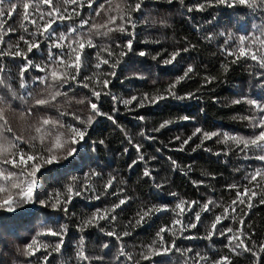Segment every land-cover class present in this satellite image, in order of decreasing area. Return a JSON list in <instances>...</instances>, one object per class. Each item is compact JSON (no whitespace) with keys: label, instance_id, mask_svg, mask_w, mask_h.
Returning a JSON list of instances; mask_svg holds the SVG:
<instances>
[{"label":"trees","instance_id":"trees-1","mask_svg":"<svg viewBox=\"0 0 264 264\" xmlns=\"http://www.w3.org/2000/svg\"><path fill=\"white\" fill-rule=\"evenodd\" d=\"M12 2L18 3L17 12L12 14L11 19L5 18L0 27V34L3 35L0 51L9 46L13 50L17 46L26 50L24 40L31 41L30 33L36 30L30 20L35 18L39 21L34 7L28 9L29 20H23L24 0ZM28 2L36 4V0ZM56 2L53 0L54 4ZM203 2L205 0H185L184 5H181L178 2L169 4L167 0H145L141 11L132 13L137 22L133 51L122 58L115 79L109 76L111 69L108 65H101L99 69L95 67L96 53L99 50L107 58V51H104L107 49L113 53V59H119L121 49L117 48V44L122 48L129 37L119 31L96 35L93 30L91 38L96 47H85L77 81L89 77V87L95 86L101 90L98 82L110 79L108 91L111 95H104L102 91L100 107L103 112L114 115L115 122L105 116L95 117L85 137L89 144L94 142V148L81 151L74 158L61 159L58 164L47 165L41 159L47 158L45 146L55 140L58 130H48L45 126L47 134L42 144L40 134L35 133L33 126L43 117L58 119L64 125V129L59 130L64 133L61 135L63 140L69 124L80 126L78 121L72 119L73 113L82 121L91 115L88 99L92 97L89 90L79 85L74 87L70 82L58 89L62 94L50 105L37 107L35 99L48 95L43 85L32 84V79L39 73L30 68L24 75L30 87L21 88L19 72L24 61L19 57L2 58L0 97H3V103H0V108L3 109L4 120L13 131L3 133L12 145L5 144L7 151L0 155V161L5 158L19 160L18 155L14 156L19 152L26 156L33 155L36 159L16 168L11 164H0L5 175L8 171L17 173L11 180L0 179V186L8 189V192L0 193V200L6 199L10 193L13 196V207L16 208L13 212L0 208V264H39V258L45 255L48 256V264H137V261L139 264H211L222 256H228L231 264H256L252 253L245 252L243 248L232 252L225 247V238L213 236L208 239L207 236L215 216L227 208L230 218L223 220V226H230L235 231L241 227L240 220L243 219V231L255 242L253 246L246 241L249 247L258 252L264 245V203L260 202L264 197V180L258 177L257 181L250 184L245 179L254 170L264 168V163L251 158L256 154L255 150L248 152L250 158L246 160L243 158L244 153L235 148L231 140L224 142L225 133L247 138L258 132V129L252 127V117L257 116L258 111L246 101L257 99L264 102V76H257L264 69H260L256 61L248 58L233 62L235 57L225 55L223 45L228 33H232L236 37H259L253 42L252 51L259 53L264 49V35H261L264 31V10L253 11L242 5L230 8L213 3L203 11H187V7ZM133 3L134 0H96L93 8L97 4H103L104 7L99 10L98 16L92 14L88 18L90 23L94 21L96 24H105L109 14H117V7L126 9ZM61 7H67L71 12L74 6ZM110 8L113 10L111 13L108 11ZM46 11L47 6L40 5L39 12ZM89 12L84 7L80 16L64 21L63 27L54 25L57 35L67 32L68 25L78 24ZM128 30L132 31L131 28ZM99 31L104 32L106 28ZM222 32L225 35H219ZM36 39L39 40V37ZM236 43L233 40L228 47L233 48ZM185 48L188 49L186 52ZM140 51H145L146 55L140 56ZM176 51L181 53L180 56L173 64L165 66L163 60ZM53 52L59 54V49H53ZM47 56V42H42L40 49H34L28 54L34 64L42 65L47 63ZM188 67L193 69L189 77L175 83ZM206 78L212 79V83H206ZM169 90L175 91L177 95L195 93L196 98L176 100L169 96L156 104L145 102L144 107L138 106V101L145 95L149 98L169 95ZM29 92L31 95L27 94ZM112 96L117 97L115 107L118 111L115 114L112 113ZM132 96L137 97L132 104L125 106L121 103L123 99H131ZM237 99L244 102L234 103ZM81 100L84 103H80ZM29 109L32 110L31 114ZM185 116L190 119L184 120ZM162 124L165 126L161 127ZM197 127L220 135L204 141L203 147H197L200 144L198 136L182 145V141L191 136ZM14 135L21 136L22 142L17 143ZM33 136H37V139L33 140ZM100 141L104 143L100 144ZM137 145L139 152L135 147ZM181 147L183 151L178 150ZM225 151L229 154L223 155ZM217 152L222 154L215 155ZM56 154L62 156L63 152L58 151ZM140 156L144 159L140 160ZM133 161L137 162L133 165ZM33 163L41 166L35 176V193L40 200H46L49 196L55 198L57 194L64 200L68 187H72L73 199L67 206V213L51 208L43 210L39 204L18 203V189L11 185L21 183L23 186V183L31 179L26 174L21 175V168L27 172ZM145 169L151 172L150 177L144 175ZM109 181L112 186L105 192L104 187ZM229 185H236L237 188H229ZM85 186H90L94 192L75 196V192ZM245 186L258 193L252 198L253 206L250 209L247 207V197H244V204L237 202L235 206L232 205L237 190L242 192ZM114 192L117 195H113ZM93 195H99L100 199L89 200L88 197ZM120 198H127L128 203L111 213L116 216L111 224L100 221V227H79L83 221L92 217L96 209L111 210ZM209 200L213 203L209 204L208 212H201V220L196 228L181 235L177 225L173 228L176 235L172 232L163 234L166 242L163 247L175 240V247L163 252L156 234L161 227H172L178 218L176 203L184 201L187 208L189 202L199 201L204 204ZM163 205H167L168 210L156 211ZM149 209L153 210L151 217H146L142 225L137 224V214ZM197 210L195 206L192 209L193 212ZM191 217L192 212H187L183 218L184 223H189ZM62 226H66L64 244L61 251L56 252L54 249L59 238L47 233L49 229L63 231ZM220 227L217 226L218 229ZM113 229L117 234L129 232L130 235L116 241L106 235ZM185 236L196 238L185 239ZM32 239L40 242V251L34 257L21 255ZM105 244L108 247H104ZM44 245H47L46 250ZM120 245L132 255L131 261L119 256ZM81 248L90 257L89 261L79 259ZM152 249L161 250V254L156 255ZM196 253L200 254L199 257ZM144 254L150 255L151 260H144ZM259 261L264 264V252L259 253Z\"/></svg>","mask_w":264,"mask_h":264},{"label":"snow or ice","instance_id":"snow-or-ice-1","mask_svg":"<svg viewBox=\"0 0 264 264\" xmlns=\"http://www.w3.org/2000/svg\"><path fill=\"white\" fill-rule=\"evenodd\" d=\"M145 0H134L132 5H129L126 9H122L117 7L115 9L116 15L109 14L107 16V21L105 24H96L94 21L90 23L88 16L95 14L99 15V10L102 9L104 6L103 4H97L96 8H93V4L96 3V0H57L54 4L53 0H36V4L32 5L28 0H24L23 2V20H29V12L28 9L34 7V9L38 12L39 21L33 18L30 20V23L35 26V31L30 33L32 40H24V43L27 45L26 50L20 49L18 46L13 50L11 46L5 48L3 51H0V65H2V58L4 56H10L12 58H21L24 63L20 66L19 78H20V87L21 88H29L30 85L24 78L26 72L29 71L31 68L33 71L39 73L36 77L32 79V84H40L45 87V91L48 92V95L44 96L43 98H36L35 99V106L42 107L50 105L52 101L56 100L57 96H60L62 93L58 90L63 88L65 85H68L70 82L73 86H81L84 89H88L91 94V99H88V107L91 115L87 117L86 121L80 120V117L75 113L72 114V119L78 121L80 126H76L74 124H69L67 128V134L65 138L62 140L61 135H64L63 132L59 131L64 129V125L60 120H54L51 117H43L39 119L34 125V131L39 135V139L41 143H44L45 135L47 134V130H45V126L47 129L50 130L51 128H56L57 135L55 140L47 144L46 151L48 153L47 158L41 157L47 165L58 164L61 159L68 160L69 157H75L81 151H85L90 147L94 148V142L89 144L85 141V137L88 134V130L91 125L94 123L95 117L97 116H105L109 120L114 121V115H110L105 113L101 110L100 107V98L102 95V91L104 95H111L110 91H108L110 86V79H103L102 82L99 83V87L101 90H97L95 86L92 88L89 87V83L87 82L90 78L85 77L84 80L77 81V77L79 76L80 67H81V57L83 55L85 47L94 48L96 45L93 44L92 41V33L95 30L96 35H107L108 32L111 31H119L122 34H125L129 37V39L124 43L123 47L117 44V48L121 50L118 53L119 59H113V53L107 49V58H104L101 55V52L98 50L96 53L97 63L95 67L99 69L101 65H108L111 69L109 76L112 79L116 78V69L122 61V58L127 56L129 52L133 51V41L135 39V28H136V21L133 19L132 13L140 12L142 9V5L144 4ZM169 4L174 2H178L181 5H184L185 0H167ZM213 3H219L223 5H227L228 7H236L238 5L247 6L248 8L255 11L256 9L264 10V0H205L203 3H198L196 6L187 7L188 12H192L193 10L203 11L206 6H212ZM40 5L47 6L46 12H39ZM61 5H73L74 7L71 8V12L68 11L67 7H61ZM18 3L12 2V0H0V27L3 26L5 22V18L11 19L12 14L17 12ZM84 7H87L90 12L85 16V18L81 19L78 24H70L68 25L67 32H61L59 35L56 33V28L54 25L58 27L64 26V21L71 20L73 16H80L81 11ZM110 13L113 11L111 8L108 10ZM119 20V23H117ZM111 25V27H109ZM87 26V30L85 29ZM106 28V31L101 32L99 29ZM128 28H131L132 31H129ZM11 31V29H9ZM219 35L223 36L225 33H220ZM261 35H264V31L261 32ZM39 37V40L36 38ZM211 37H209L210 39ZM23 40L24 37H21ZM259 39V37H250L246 35H240L238 37L234 36L232 33H228L227 39L224 40V50L225 55L235 57V61L240 60L241 58H248L252 61H256L257 65L260 69H264V49L260 50L259 53L252 51V44L255 40ZM237 41L233 48H229L228 45L231 41ZM67 41V43H65ZM47 42L48 47V56H47V63L45 64H34L31 59L28 58V54L32 53L34 49H40L41 43ZM147 43V41H144ZM0 43H3V35L0 34ZM264 44V42H262ZM74 45L76 47H74ZM65 48H67V56H65ZM53 49H59V54L53 52ZM188 49L185 48L184 51L186 52ZM74 54V56H73ZM140 56H145V51H140L138 53ZM180 52L176 51L174 53H170L169 57L163 60V64L165 66L173 64L176 61L177 57L180 56ZM156 59V57H153ZM112 60V63L109 61ZM0 71H3L2 67H0ZM193 69L191 67L187 68V71L175 81V83H180L183 79L189 77V73H192ZM257 76H264V72L257 73ZM2 83V81H0ZM206 83H212V79L206 78ZM175 87V84L172 85ZM31 95V93H27ZM15 93H13V96ZM169 96L176 100H185V99H193L196 98L195 93H188L186 95H177L175 91L169 90V95H159L156 97L149 98L147 95L143 97V99L138 101L139 107H144L145 102L150 104L159 103V101L168 99ZM114 106L112 109V113L115 114L118 109L115 107V102L117 100L116 96L111 97ZM137 97L132 96L131 99H123L121 103L125 106L132 104L133 101H136ZM95 101V102H93ZM244 101L237 99L234 101L236 104H240ZM0 103H3V97H0ZM80 103H84V100H81ZM247 104L252 106L254 110L258 111V115L252 117L253 123L252 127L254 129H258V132H255L251 137H242L237 135H229L225 133V140L224 142L227 143L228 140H231L235 148L239 149L241 153H244V159H249L248 152L250 150H255L256 154L251 157L258 161L264 163V102L258 101L257 99H248L246 101ZM31 109L28 110L29 114H31ZM61 115H64L61 113ZM142 119V117H141ZM184 120L190 119L189 117L185 116ZM0 155L7 151L5 144L9 146L12 145L11 141H8L7 138L4 136V132L12 133V128L8 125L7 121L4 120L3 116V109L0 108ZM165 125L162 124L161 127ZM220 135L218 132H208L204 131L200 127H197L195 131L192 133L191 136L187 137L182 141V145H186L193 139V137L200 138V144L197 147H203L204 141L212 139L215 136ZM151 138V137H149ZM33 140L37 139V136L32 137ZM176 139H180L177 137ZM14 140L19 143L22 142V137L18 135H14ZM103 144V141L99 142ZM67 145V147H66ZM137 151L139 152V145L135 146ZM179 151H183V147L178 149ZM206 151H211V149H205ZM58 151H62L63 155L58 156L56 153ZM127 151V149H125ZM195 151V149H193ZM222 153L217 152L215 155H221ZM229 153L225 151L223 155H228ZM19 156V160L13 159H3L0 161V164L6 165L11 164L13 168L20 167L21 165H27L28 161H34L36 158L33 155H25L23 152H19L18 154H14ZM140 160H143L144 157L140 156ZM170 159V158H169ZM137 161H133V165ZM175 164V161H172ZM132 165H130L131 167ZM40 164L33 163L30 167V170L27 172L24 168H21V175H27L31 177L26 183H12L11 187L18 189L17 197L19 198L18 203H32V204H39L41 209L47 210L48 208L54 209L56 211H63L65 213L68 212V205L72 203L73 199V189L71 186L67 189V196L66 199L61 200L59 198V194L55 198L49 196L46 200H40L39 197L35 193L36 188V180L35 176L38 172H40ZM17 175L14 171H8L7 175H5L4 169L0 168V179L3 180H11L13 177ZM144 175L150 177L151 172L147 169L144 171ZM264 180V168H258L250 173L248 176L245 177L251 184L252 182L257 181V178ZM114 179V178H113ZM195 183V182H193ZM111 181H109L105 187L104 191L107 192V189L110 188ZM158 187H160L158 185ZM229 188H237L236 185H229ZM8 192V189L4 186H0V193ZM87 192H94V189L90 186H85L82 189H79L75 192V196L84 195ZM113 195H117V193H113ZM170 195L175 196L176 193H170ZM258 193L251 188L245 186L243 191L237 190L236 192V199L232 201V205L235 206L237 202L240 204L245 203L244 197H247V207L250 209L253 205L251 203L252 198L256 197ZM89 200L95 199L99 200V195H93L92 197H88ZM261 203H264V197L260 200ZM128 203L127 198H120L118 203L114 205L111 210L108 209H96L90 219H87L79 225V227L84 228L87 226L93 227H100V221H107L111 224L115 221L116 216L112 215L116 209L121 208L125 204ZM213 203L211 200L204 204H200L199 201L189 202L187 208H185V202L180 201L176 203L175 210L177 219H175L174 224L172 227L164 226L161 227L157 232V237L162 246L163 252H168L171 248L175 247V240L172 241L170 245L167 247H163L166 243L164 240V233L165 232H172L173 235H176V232L173 231L177 225L179 226V233L183 235V233L189 229H194L197 227V223L201 220V212H208L209 211V204ZM196 207L198 210L193 212V207ZM0 208H6L7 211L13 212L16 210L13 207V196L9 193L4 200H0ZM168 210L167 205H163L156 209V211H166ZM233 211H235V207H233ZM187 212H192V217L190 218L189 223H184V216ZM153 214V210L149 209L148 211H144L142 213H138V219L136 220L137 224H141L145 221V218H150ZM229 214L228 209L226 208L224 212L220 215H216L213 222L211 223V229L208 233L207 238L211 239L213 236L223 237L227 240V244L225 247H228L230 251L236 252L237 249L243 248L245 252H250L256 258V264H260L259 261V253L264 252V245H262L258 252L253 251V247H249V244L246 241L252 243L255 246V242L252 241V237L243 231V219L240 220L241 227L237 228L235 231L230 226H223V220H228ZM221 225L218 229L217 226ZM63 231H53L49 229L48 233L51 236L58 237L59 241L55 245V251L60 252L61 248L64 244V235L66 233V226H62ZM108 237H113L116 241H120L123 236L130 235L129 232H123L122 234H117V232L113 229L106 233ZM185 239H195V236H185ZM40 242L37 239H32L26 245V251L21 252V255L26 256H36V253L40 251ZM81 245H83V240H81ZM45 250L47 249V245H44ZM104 247H108L107 244ZM156 255L161 254V250L152 249ZM191 251V249H188ZM199 253H196V256L199 257ZM79 259L81 261H89L90 257L85 254L83 248L78 253ZM119 256L124 257L127 261H131L133 259L130 253L125 252L123 245H120L119 248ZM144 260H151V256L148 254H144L142 257ZM201 259H206L204 257H200ZM96 259H102L97 257ZM39 264H48V256L45 255L39 258ZM139 264V261H137ZM211 264H231L228 256H222L219 260L211 262Z\"/></svg>","mask_w":264,"mask_h":264}]
</instances>
